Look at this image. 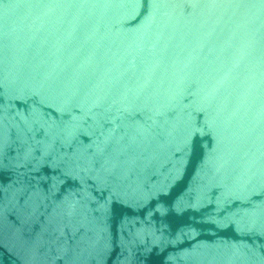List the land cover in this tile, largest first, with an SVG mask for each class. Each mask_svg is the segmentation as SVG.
I'll return each instance as SVG.
<instances>
[{"label": "water", "instance_id": "1", "mask_svg": "<svg viewBox=\"0 0 264 264\" xmlns=\"http://www.w3.org/2000/svg\"><path fill=\"white\" fill-rule=\"evenodd\" d=\"M0 264H264V0H0Z\"/></svg>", "mask_w": 264, "mask_h": 264}]
</instances>
